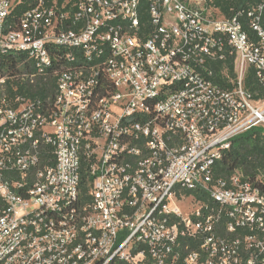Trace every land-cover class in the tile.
<instances>
[{"label":"built area","instance_id":"1","mask_svg":"<svg viewBox=\"0 0 264 264\" xmlns=\"http://www.w3.org/2000/svg\"><path fill=\"white\" fill-rule=\"evenodd\" d=\"M22 3L0 0V264H264V166L216 175L264 136L260 15L250 35L204 0ZM47 73V103L9 101Z\"/></svg>","mask_w":264,"mask_h":264},{"label":"trees","instance_id":"2","mask_svg":"<svg viewBox=\"0 0 264 264\" xmlns=\"http://www.w3.org/2000/svg\"><path fill=\"white\" fill-rule=\"evenodd\" d=\"M205 6L217 9L220 15L225 18H234L242 24L243 30L251 35L249 28L248 13L260 15V26L264 30V0H204ZM35 0H23V3L15 10V17L18 18L23 12L29 9ZM261 8V10H259ZM228 71L233 73V57L226 62ZM30 74V71H29ZM224 84V83H222ZM245 87L250 92L258 90V85L254 79L253 70H248ZM56 91V76L47 73L45 76L35 79L32 83L30 79H12L5 85L6 96L9 101L16 97L29 99L32 101L40 100L43 104L53 97ZM264 136L261 129H254L244 133L233 140L230 151L222 160L216 164V175L228 177L235 170L242 171L246 176L254 179L258 170L264 166L263 147ZM91 179L87 174H83L81 180V199L90 202L87 195L90 189Z\"/></svg>","mask_w":264,"mask_h":264}]
</instances>
